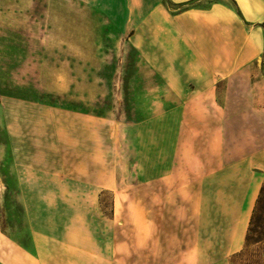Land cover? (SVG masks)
<instances>
[{
	"label": "rangeland",
	"instance_id": "1",
	"mask_svg": "<svg viewBox=\"0 0 264 264\" xmlns=\"http://www.w3.org/2000/svg\"><path fill=\"white\" fill-rule=\"evenodd\" d=\"M157 82L85 1L0 0V230L26 243L29 226L150 225L177 254L195 235L205 242L224 229L218 204L197 201V188H136L128 123L152 109L141 97ZM259 183L237 190L255 204L264 175ZM241 251L227 264H264V233Z\"/></svg>",
	"mask_w": 264,
	"mask_h": 264
},
{
	"label": "crops",
	"instance_id": "2",
	"mask_svg": "<svg viewBox=\"0 0 264 264\" xmlns=\"http://www.w3.org/2000/svg\"><path fill=\"white\" fill-rule=\"evenodd\" d=\"M83 1L158 79L141 97L152 109L128 123L136 188H197V201L218 204L225 228L205 242L195 235L177 254L154 241L161 230L150 225L29 226L26 243L0 230V264H227L243 248L254 207L237 189L258 188L264 175V0Z\"/></svg>",
	"mask_w": 264,
	"mask_h": 264
},
{
	"label": "trees",
	"instance_id": "3",
	"mask_svg": "<svg viewBox=\"0 0 264 264\" xmlns=\"http://www.w3.org/2000/svg\"><path fill=\"white\" fill-rule=\"evenodd\" d=\"M185 6L186 7L192 6V3H187L185 4ZM99 204L102 212H104L102 209L101 198ZM263 233H264V183L260 188L259 195L253 207V211L249 221V226L245 236V245L248 246L249 244L260 243L261 236L263 235ZM240 254H242V251L235 254L233 258L240 256Z\"/></svg>",
	"mask_w": 264,
	"mask_h": 264
}]
</instances>
